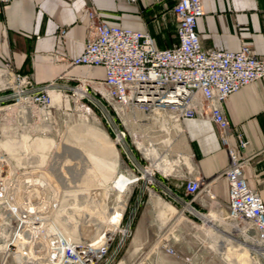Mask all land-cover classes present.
Here are the masks:
<instances>
[{"label": "built area", "instance_id": "2783aa9c", "mask_svg": "<svg viewBox=\"0 0 264 264\" xmlns=\"http://www.w3.org/2000/svg\"><path fill=\"white\" fill-rule=\"evenodd\" d=\"M11 1L0 0V6ZM128 1L135 4L138 0ZM172 12L179 43L166 50L158 49L147 31L103 21L91 24L83 53L68 63L71 67L102 68L103 88H91L85 78L70 86L60 82L68 78L65 74L40 83L33 75L13 73L10 64L5 65L0 85V264H119L122 260L133 264L125 255L140 210L155 196L158 170L147 153L129 139L122 120L110 107L162 108L181 119L193 118L198 114V94L206 101L229 158L221 173L228 183L229 198L228 214L222 220L232 229L225 234V245L243 247L257 264H264V201L246 181L245 167L251 158L243 152L248 141L232 128L225 111V102L234 93L264 78V56L255 54L248 44L237 52L204 48L197 31V22L205 14L203 0H175ZM89 15L93 18L95 14ZM65 34L62 30L61 37ZM58 60L56 57L55 62ZM53 93L60 95L61 105L72 97L80 111L96 114L120 154L107 187L99 182L105 189H98L96 201L105 210L98 211L103 226L96 240L80 234L81 227L93 224L96 217L91 214L71 225L79 228V234L69 231L66 219L70 216L64 206L73 198L65 184L73 182L60 171L65 166L58 170L49 152L30 147L35 139H45L51 132ZM121 178L123 183L118 186ZM185 190L196 199L208 192V185L191 179ZM164 195L173 206L181 203L169 189ZM189 208L202 215L185 203V209ZM163 251L180 259L175 247L163 245ZM183 260L194 264L192 256Z\"/></svg>", "mask_w": 264, "mask_h": 264}, {"label": "crops", "instance_id": "0c3cea01", "mask_svg": "<svg viewBox=\"0 0 264 264\" xmlns=\"http://www.w3.org/2000/svg\"><path fill=\"white\" fill-rule=\"evenodd\" d=\"M174 4L175 0H138L135 4L128 0H12L8 6H0V85L3 68L10 64L13 73L33 75L40 83L65 74L68 78L62 83L74 85L85 78L91 88H103L102 68L71 67L68 63L83 53L91 24L103 21L147 31L158 49H171L179 43ZM203 4L205 14L197 22V31L204 48L237 52L248 44L255 54L264 56V0H203ZM92 12L93 18L89 15ZM62 30L66 31L64 37ZM56 57L59 62H55ZM195 102L198 114L193 118L181 119L162 108L142 111L118 104L115 112L129 139L142 142V147L138 144L142 152L146 148L157 152L155 158L149 157L154 168L161 165L160 170L169 171L173 167L168 174L157 169L158 184L153 190L165 194L169 189L181 200L174 205L175 245L198 255L212 252L216 258L220 257L219 249L227 246L220 234L232 231L222 220L228 214L229 198L228 183L221 173L229 158L204 97L198 94ZM225 111L232 128L248 141L243 152L251 158L245 167L246 181L264 201V78L234 93L225 102ZM136 156L146 163L137 151ZM191 179L206 182L208 192L196 199L189 196L185 187ZM137 194L138 190L133 198ZM185 203H191L202 215L185 209ZM185 217L193 223H187ZM191 256L195 258L193 253L180 254V264ZM222 258L229 264L224 255Z\"/></svg>", "mask_w": 264, "mask_h": 264}, {"label": "rangeland", "instance_id": "374dc122", "mask_svg": "<svg viewBox=\"0 0 264 264\" xmlns=\"http://www.w3.org/2000/svg\"><path fill=\"white\" fill-rule=\"evenodd\" d=\"M73 99L71 97L69 102L67 100L62 101L61 105L60 95L54 97L55 107L51 132L45 139H35L30 147L49 152V156L52 158L51 162L53 161L54 167L59 168L58 170L61 166H65L60 171H64L73 182V184H65V189L73 198L65 202L66 214L70 216L66 219V223L70 226L76 225L79 218H82L84 214L86 216L91 214L92 217H96L89 227L80 228V234L82 236L85 234L84 237L90 239L87 234L89 233L88 230L91 229L90 227L98 231L103 226V219L101 220L98 211H104L105 206L101 208L100 204L97 203V191L102 188L101 192H103V189L111 181L116 171L115 165L120 161V154L114 147L108 131L98 116L80 111L74 105ZM113 107L115 109V104ZM113 107L111 106L110 109L118 118ZM99 182L105 188L100 186ZM121 184L119 181L118 186ZM147 198L146 195L145 199ZM156 202L159 204L156 205ZM136 221L135 234L128 244V251L125 255V259L130 260L129 263L180 264L179 259L166 255L163 251V245L176 247L179 255L185 252L195 254L194 264H224L223 255L227 256L229 264H252L255 262L248 251L240 248L236 253L228 247L229 245L220 248L217 252L220 257L216 258L211 255L212 252H205L206 254L199 252L198 255V252L179 250L174 239V206L164 194L155 192L150 203L140 210ZM69 231L79 234V228L75 226H71ZM135 248L137 251L132 255Z\"/></svg>", "mask_w": 264, "mask_h": 264}, {"label": "bare ground", "instance_id": "6f19581e", "mask_svg": "<svg viewBox=\"0 0 264 264\" xmlns=\"http://www.w3.org/2000/svg\"><path fill=\"white\" fill-rule=\"evenodd\" d=\"M56 95H58L57 93H54L53 95H52V97H53V102H54V97L56 96ZM140 145H141V147L143 146V144H142V142H140ZM147 150H150L149 152L147 151ZM146 153H147V155L149 156V157H153V158H155L156 157V151L155 150H151V149H147L146 148ZM156 166V169H158V170H160L159 169V166H161V165H155ZM170 166H172V165H169V166H162V167H170ZM153 167H154V165H153ZM172 170H173V167H172ZM172 170H169V171H163V170H160V171H162L163 173H166V174H168V173H171L172 172ZM121 183H123V179L121 178L120 180H119ZM91 229L90 230H88L89 231V233H87L88 234V236L90 237V239H92V240H96L97 238H98V235H99V231H100V229L98 230V231H96V230H94L92 227H90ZM220 234V233H219ZM84 236H85V234H84ZM220 237L222 238V239H225L226 238V236L225 235H223V234H220ZM230 248H232V250L234 251V252H238V250L240 249L239 247H238V245H231V246H229ZM241 248H243V247H241ZM244 249V248H243ZM244 250H246V251H248V253H249V250H247V249H244ZM250 254V253H249ZM251 255V254H250ZM251 261V260H250ZM254 262V261H253ZM252 263V262H251ZM119 264H126L125 263V260H122ZM252 264H257V261H255L254 263H252Z\"/></svg>", "mask_w": 264, "mask_h": 264}]
</instances>
